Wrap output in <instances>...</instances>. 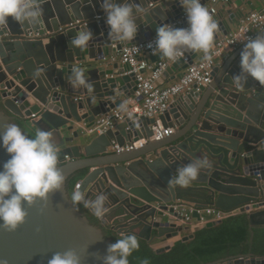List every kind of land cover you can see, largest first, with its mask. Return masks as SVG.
<instances>
[{
  "label": "water",
  "instance_id": "95a60500",
  "mask_svg": "<svg viewBox=\"0 0 264 264\" xmlns=\"http://www.w3.org/2000/svg\"><path fill=\"white\" fill-rule=\"evenodd\" d=\"M243 1L236 4L241 6ZM136 2L150 11L137 17V35L130 43L109 38L99 0H43L39 24L21 25L9 18L7 25H0V131L12 122L32 135L39 130L53 132L58 165L65 176L64 189L50 193L46 203L37 200L25 205L26 221L16 231L0 229V259L8 264H48L54 253L68 248L80 254L81 264H102L114 243L108 231L134 234L149 243L174 241L155 249L165 252L184 228L180 224L184 217L175 210L180 203L193 205V216L199 220L198 209L246 213L251 209V239L256 227H264V85L250 76L243 91L232 83L241 71L240 53L246 42L223 66H215L209 85L180 96L162 115L165 126L176 127L170 137L120 153L108 150L112 141L124 145L149 138L156 119L134 115L107 133L90 131L99 115L137 90L130 65L112 62L111 57L125 45L155 34L159 26L174 24L185 12L179 0ZM208 2L201 0L204 5ZM228 13L229 17L223 12L213 16L218 24L213 44L231 32L235 19L243 15L241 10ZM84 28L94 35L89 46L72 47L71 39ZM190 55L189 63L180 59L172 70L169 67L170 72L193 64L198 52L190 51ZM163 58L157 54L151 60ZM76 67L93 85L91 92L69 82ZM198 158L208 159L211 166L186 187L169 185L177 168ZM7 159L9 154L0 147V168ZM78 173L82 177L75 188L79 186L88 199L98 194L107 197L109 211L99 223L90 218V209L74 206L67 198L71 194L68 181ZM221 222L212 220L205 226ZM193 237L191 233L180 240ZM203 264H264V256L240 254Z\"/></svg>",
  "mask_w": 264,
  "mask_h": 264
},
{
  "label": "clouds",
  "instance_id": "9594fccd",
  "mask_svg": "<svg viewBox=\"0 0 264 264\" xmlns=\"http://www.w3.org/2000/svg\"><path fill=\"white\" fill-rule=\"evenodd\" d=\"M179 2L185 10L188 27L179 28L168 23L159 26L154 41L148 45L152 54L175 61L187 51H202L204 59L211 61L210 50L217 22L201 0ZM42 3L43 0H0V25H7L9 18L21 25L39 24ZM99 3L109 26V38L120 43L134 40L138 31L137 17L142 18L150 11L148 6L136 0H121L120 3L117 0H99ZM93 37V32L84 28L77 31L70 44L83 50ZM242 41L246 43L240 53L241 71L232 77V83L240 91L244 90L249 76L264 85V35L258 34L252 39L242 34ZM36 75H40L39 70ZM69 82L74 88L82 87L89 92L93 89L80 67L73 68ZM119 109L131 117L128 102H121ZM0 147L9 154V159L0 168V229L14 232L26 221L28 211L25 205L32 206L37 200L46 203L50 193L64 189L65 176L58 165L59 154L51 131L39 130L32 135L10 122L0 131ZM210 166L206 158L193 160L177 168L176 174L169 179V185L186 187L198 178L202 169ZM67 198L74 206L83 205L90 209L97 220H103L109 211L106 195L98 194L94 199H88L79 186ZM139 246L136 235H124L108 246L102 264H129L128 257ZM0 264L8 262L0 259ZM48 264H81V256L75 249L68 248L54 253ZM144 264L148 261L145 260Z\"/></svg>",
  "mask_w": 264,
  "mask_h": 264
},
{
  "label": "built area",
  "instance_id": "2783aa9c",
  "mask_svg": "<svg viewBox=\"0 0 264 264\" xmlns=\"http://www.w3.org/2000/svg\"><path fill=\"white\" fill-rule=\"evenodd\" d=\"M228 1L230 0H209L205 6L209 9L212 16H215L218 13V6ZM253 17H255V20H253ZM171 25H176L179 28L188 27L186 13L184 12L182 18ZM250 29H264V6L261 10H253L248 13L242 19V26L239 30L231 31L216 41L211 52V61L204 59L189 64L183 75L167 86L162 83L166 71L180 59H183L185 63H189L191 58L190 51L185 52L183 56L178 57L175 61L167 58L151 61V57L154 55L148 45L154 41L155 33L140 43L125 45L119 52L115 53L111 57V61H121L130 65L132 72L135 74L137 90L133 94L134 96L123 100V102H128L129 111L132 113L131 117L136 115L137 118H153L156 119V122L151 126L153 132L151 137L128 141L124 145L112 141L108 150L120 153L130 152L144 147L150 139L159 141L173 135L175 129L170 126H164L161 119L162 115L170 109L176 98L189 95L193 90H199L201 86L209 85L213 81L216 58L221 56L226 49L237 47L241 43L246 42L242 41V34H247L253 38V34L249 33ZM140 99L142 100L141 103ZM127 118L129 116L122 113L119 106H117L99 115L90 131L97 134L107 133L116 129L117 125L126 121ZM175 210L184 217L182 219L183 224H190L195 219L193 212L196 208L193 205L176 204ZM198 211L203 225L212 220H223L229 213L215 207L198 209Z\"/></svg>",
  "mask_w": 264,
  "mask_h": 264
},
{
  "label": "trees",
  "instance_id": "16d2710c",
  "mask_svg": "<svg viewBox=\"0 0 264 264\" xmlns=\"http://www.w3.org/2000/svg\"><path fill=\"white\" fill-rule=\"evenodd\" d=\"M81 177L82 173H78L68 181L70 192ZM92 218L94 222H99L95 216ZM250 226L248 213L232 214L218 225L196 229L192 239L178 240L171 249L162 253H157L151 243L136 236L140 246L128 257V261L129 264H144L145 260L148 264H203L240 254L264 256V227H256L251 239ZM109 232L114 237V243L123 237Z\"/></svg>",
  "mask_w": 264,
  "mask_h": 264
},
{
  "label": "crops",
  "instance_id": "0c3cea01",
  "mask_svg": "<svg viewBox=\"0 0 264 264\" xmlns=\"http://www.w3.org/2000/svg\"><path fill=\"white\" fill-rule=\"evenodd\" d=\"M230 2V3H229ZM66 3V1H65ZM264 6V0H244L241 4V6H238L236 4V0H230L228 1L227 3H224V4H221L218 6V13L219 14L220 12H223L224 15L226 17H229L230 14L228 13L230 10H232V12L234 13H238L240 10L242 11L243 15L238 18V19H235V23L234 25L232 26V31H236V30H239L240 27L242 26V19L248 14L250 13L251 11L253 10H261ZM261 32H264V29L263 30H258V29H250L249 33H252L253 34V37H255L257 34H260ZM47 41V40H46ZM45 41V43H46ZM243 43H241L240 45H242ZM214 45L212 46L211 48V52L214 48ZM238 45L237 47H234V48H230V49H226L223 54L221 56H219L218 58H216V65L218 66H223L226 61L229 60V58L232 56V54L237 50V48H239ZM117 53V52H116ZM201 60H204V53L201 51V52H198V56L196 58L195 61H201ZM152 61V60H151ZM173 65V64H172ZM172 65L170 66V70H172ZM169 68L168 70L166 71V74L164 76V78L162 79V83L163 85H169V84H172L174 83L175 81H177L184 73V70L182 71H176V72H170ZM168 75V76H167ZM131 96H134L133 94ZM124 97V96H123ZM128 97H124V100H127ZM179 99L176 98V101ZM140 103H141V99L139 100ZM175 101V102H176ZM174 102V103H175ZM172 117V121L171 122H174V119H175V115H171ZM163 122V121H162ZM21 124V122H20ZM164 124V123H163ZM165 126V125H164ZM168 126L170 127H173L174 129H176L175 126L169 124ZM115 130V129H114ZM142 138H147L146 136H143ZM153 141L152 139L149 140V143ZM148 143V144H149ZM191 206V205H190ZM253 211V210H252ZM230 213V212H229ZM228 213V216L229 215H232V214H238V213H241V210L240 209H236L234 211H232L230 214ZM246 213V212H245ZM113 219L110 218L109 222H111ZM184 228H183V231L181 232V235L179 237L178 240H180V238L182 236H185V235H189L191 233H194V231L198 228H201L205 225H203L201 223V221L197 218H195L193 221L190 222V224H183L182 221L180 223ZM177 240V239H176ZM174 243V241H167V240H163V239H156L154 240L151 245L154 247V249L156 248H160L162 246H166L167 244H172ZM250 254V253H249ZM247 255V254H246Z\"/></svg>",
  "mask_w": 264,
  "mask_h": 264
},
{
  "label": "flooded vegetation",
  "instance_id": "af4514ba",
  "mask_svg": "<svg viewBox=\"0 0 264 264\" xmlns=\"http://www.w3.org/2000/svg\"><path fill=\"white\" fill-rule=\"evenodd\" d=\"M82 209L86 210V209H85V208H83V207H82ZM89 214H90V212H89ZM92 217H94V215L90 214V218L93 220V218H92ZM109 233H110V232L108 231V232H107V234L109 235ZM110 235H112V234L110 233Z\"/></svg>",
  "mask_w": 264,
  "mask_h": 264
},
{
  "label": "rangeland",
  "instance_id": "374dc122",
  "mask_svg": "<svg viewBox=\"0 0 264 264\" xmlns=\"http://www.w3.org/2000/svg\"><path fill=\"white\" fill-rule=\"evenodd\" d=\"M98 221H101V220H98Z\"/></svg>",
  "mask_w": 264,
  "mask_h": 264
},
{
  "label": "bare ground",
  "instance_id": "6f19581e",
  "mask_svg": "<svg viewBox=\"0 0 264 264\" xmlns=\"http://www.w3.org/2000/svg\"><path fill=\"white\" fill-rule=\"evenodd\" d=\"M99 223V222H98Z\"/></svg>",
  "mask_w": 264,
  "mask_h": 264
}]
</instances>
